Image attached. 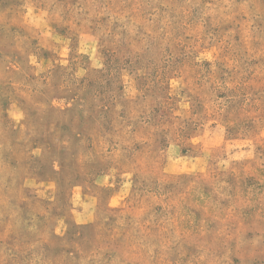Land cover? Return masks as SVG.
<instances>
[{
	"label": "rangeland",
	"instance_id": "374dc122",
	"mask_svg": "<svg viewBox=\"0 0 264 264\" xmlns=\"http://www.w3.org/2000/svg\"><path fill=\"white\" fill-rule=\"evenodd\" d=\"M0 264H264V0H0Z\"/></svg>",
	"mask_w": 264,
	"mask_h": 264
}]
</instances>
